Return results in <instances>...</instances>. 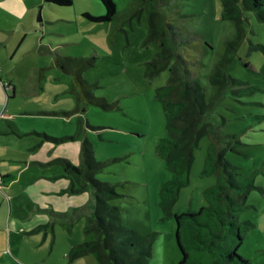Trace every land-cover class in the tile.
<instances>
[{"label": "rangeland", "instance_id": "rangeland-1", "mask_svg": "<svg viewBox=\"0 0 264 264\" xmlns=\"http://www.w3.org/2000/svg\"><path fill=\"white\" fill-rule=\"evenodd\" d=\"M112 1L118 15L109 23L95 24L80 11L94 13L103 7L101 2L74 0V7L62 10L68 21L51 27L64 33L49 36L52 55L42 48L20 57L21 69L33 70L31 78L27 73L15 72L17 97L7 112L16 117L11 123L28 127L20 138L27 143L28 153L37 162L56 161L44 168L36 166L31 172L43 182L47 181L45 177L54 179L50 185L44 184L45 191L57 188L59 192L46 205V213H31L25 207L24 215L17 210L28 225L43 220L42 228L36 232L15 237L20 264H98L94 254L71 261L67 256L72 247L96 238L94 232L85 233L94 215L93 192L79 191L77 184L72 188L62 168L65 154L72 164L76 163L72 155L76 149L81 150L84 142L90 144L88 150L94 161L104 163L94 172L95 179L112 185L116 193L108 201V205L119 209L116 224L142 236L155 235L148 264H177L181 257L175 222L172 218L162 220L158 206L162 185L174 178L155 151L158 141L167 136L162 104L155 92L167 84L169 70L154 78L146 75V64L159 50L156 42L145 41L147 11L152 10L163 21L174 52L170 66L176 65L184 81L198 83L206 101L213 94L209 76L226 41L233 38L235 26L221 17L220 0ZM245 29L246 37L227 70L238 84L226 86L204 122L213 125L218 137L236 135V142H229L232 150L225 158L238 168V179L258 171L255 189L239 215L240 222L254 225L237 252L250 264H264V50L249 52L251 46H264V23L247 13ZM56 46H61L57 52L64 56L88 58L89 63L93 58V64L82 70V77L94 85L91 95L102 98L112 107L110 110L77 101L72 76L59 73L53 65ZM247 87L257 89L243 93ZM208 144V137L199 139L189 183L181 188L172 206L175 214L196 211L205 205L203 191L215 182L213 176L201 174ZM0 264L14 263L0 255Z\"/></svg>", "mask_w": 264, "mask_h": 264}, {"label": "trees", "instance_id": "trees-1", "mask_svg": "<svg viewBox=\"0 0 264 264\" xmlns=\"http://www.w3.org/2000/svg\"><path fill=\"white\" fill-rule=\"evenodd\" d=\"M45 3L70 7L72 0H43ZM104 7L103 15L84 13L83 17L95 24L109 23L116 16L112 0H99ZM221 17L231 20L235 34L227 40L223 54L216 62L209 76L213 94L206 101L204 90L198 83L182 79L176 65H171L174 52L166 37L161 17L152 10L147 11L146 42H156L159 50L153 60L146 64V75L154 78L169 70L165 86L156 89L155 98L162 104L166 119L167 136L161 138L155 146L156 153L163 159L166 168L174 178L164 183L159 192L158 206L163 213L162 220L172 218L175 222V240L181 257L177 264H250L238 254L246 232L253 227L249 221H239V215L247 207L246 199L254 187V177L258 171L238 179L240 173L236 166L225 158L232 150L231 141L236 142V135L218 137L214 127L204 122L205 117L222 97L228 84L237 85L228 73V67L246 37V14L251 13L255 19L264 23V0H220ZM137 16L139 13H136ZM264 46H251L249 52ZM87 58H56L54 63L59 69L72 76L73 92L78 102L100 106L104 110L112 107L102 98L91 95L93 84L82 77V70L89 63ZM257 88L247 87L243 93H251ZM206 136L209 144L201 171L203 176H213L215 182L203 191L205 205L196 211L180 214L172 212L181 188L189 183V172L193 164L194 150L199 139ZM89 143L81 148L82 164L79 167L65 163L64 172L81 190L92 189L94 195V215L89 219L85 233L94 232L95 240L78 244L67 253L68 259L75 260L88 254L97 257L98 264H148L152 255L155 235L142 236L135 231L116 224L120 217L119 209L108 205L111 196L116 193L112 185L99 182L94 172L101 169L102 162H95ZM115 217V218H114Z\"/></svg>", "mask_w": 264, "mask_h": 264}, {"label": "crops", "instance_id": "crops-1", "mask_svg": "<svg viewBox=\"0 0 264 264\" xmlns=\"http://www.w3.org/2000/svg\"><path fill=\"white\" fill-rule=\"evenodd\" d=\"M75 4L72 0L70 7H74ZM65 8L67 7L47 4L43 0H0V173L2 176L0 184V255L7 256L14 264L21 263L19 255L16 254L18 240L15 237H19L20 234L34 233L43 225V220L34 226L32 223L31 225H28V222L23 223V218L20 216V212L17 213V210L22 211L24 215H27L23 210L25 207L31 213H46L47 210H44L46 205L55 199L53 194H59V192L57 188L49 192L45 191L44 184L49 183L50 185L54 179L45 177L47 181L43 182L36 178L34 171L31 172L36 166L44 168L56 161L37 162L28 153L27 143L20 140L27 132L28 127L26 128L25 124L20 122L11 123L16 120V117L9 114L7 109L9 110L10 105L17 97L15 72L27 73L31 78L30 72L33 68L30 70L21 69V55H28L42 48H47L52 55L53 47L49 36L60 37L64 33L60 28L53 30L51 27L68 21L64 15L65 11H62ZM104 11V7L101 10L99 8L94 10V13L83 9L80 11V15L89 13L97 16L103 15ZM54 13L59 15L56 16ZM117 15L118 13H116ZM59 48L61 46H56L54 50L53 65L59 73L65 74L54 63L56 58L63 60L69 57L59 54L57 52ZM9 90L10 92H8ZM3 119L7 122L6 125ZM64 157L65 159H62L64 164L69 163L75 167L82 164L81 150L76 149L72 155L75 164L71 163L68 154H65ZM64 175L70 178L65 172ZM69 182H71L72 188L77 184L79 191H88L89 189L92 191L91 188L81 190L80 185L71 178ZM51 186L53 185L51 184ZM26 220L27 217L24 221ZM10 248L12 250L8 251Z\"/></svg>", "mask_w": 264, "mask_h": 264}, {"label": "built area", "instance_id": "built-area-1", "mask_svg": "<svg viewBox=\"0 0 264 264\" xmlns=\"http://www.w3.org/2000/svg\"><path fill=\"white\" fill-rule=\"evenodd\" d=\"M1 182H2V176H1V173H0V184H1Z\"/></svg>", "mask_w": 264, "mask_h": 264}]
</instances>
